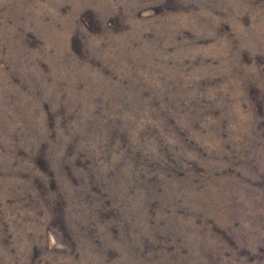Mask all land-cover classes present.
<instances>
[{
	"label": "rangeland",
	"instance_id": "1",
	"mask_svg": "<svg viewBox=\"0 0 264 264\" xmlns=\"http://www.w3.org/2000/svg\"><path fill=\"white\" fill-rule=\"evenodd\" d=\"M0 264H264V0H0Z\"/></svg>",
	"mask_w": 264,
	"mask_h": 264
}]
</instances>
